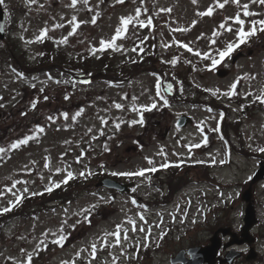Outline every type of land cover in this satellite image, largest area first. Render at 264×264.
Returning a JSON list of instances; mask_svg holds the SVG:
<instances>
[{
  "label": "rangeland",
  "instance_id": "1",
  "mask_svg": "<svg viewBox=\"0 0 264 264\" xmlns=\"http://www.w3.org/2000/svg\"><path fill=\"white\" fill-rule=\"evenodd\" d=\"M219 2L222 3L223 0ZM70 3L71 0H35V3H30L31 13L21 19L17 31L30 59L38 52L35 37L41 29L47 27L52 38L59 43L71 31L68 21L73 16L77 17V21H88L80 24L76 34L68 37V42L63 45L68 53L76 50L90 51L93 47L99 48L102 38L105 41L110 40L120 25V18L135 16L140 4L139 0H125L123 4L116 0H88L84 4L83 0H78L75 7H69ZM246 3L249 4V11L259 15L244 17L242 5ZM209 6L214 9L213 15H198ZM139 9L141 11V7ZM142 9H149V4ZM161 9L171 11L165 12ZM237 13L245 19L246 31L250 27L251 19H264V7L259 3L251 4L249 0H240L239 5L229 2L223 9L216 7V0H197L196 3L193 0H155L153 15L157 23L159 54L166 62L177 57L180 65L185 63V66L195 69L185 78L169 76L163 67H156L149 74L137 76L130 85L118 87L114 85L117 77L113 75H105L104 80L90 81L85 76L78 80V76L67 75L62 67L56 65L40 68L29 77H23L9 67L4 69L0 74V114H3L0 118L1 146L8 152V147L4 145L16 141L23 133L33 132L37 125L44 127L45 131L39 134L41 138H37V145L17 151L0 165V193H3L0 195V206L6 205L15 197L13 193L18 195L24 188L28 191H39L52 182L63 181L66 178L63 170L72 171L74 177H79L81 172L85 176L91 172L89 177H97L100 172L112 176V172H135L141 168H149L151 165L147 163L146 157L154 161L157 169L164 160H169L167 164H175L182 157L181 153L185 152L182 146L186 142L195 149L189 154L188 161L197 167L204 166L201 173L205 176L212 175L218 183L230 186L224 189L208 183H189L168 204L154 206L148 203L166 193L165 184L160 186L159 180L153 177L150 180L132 177L136 184L130 186L129 192L116 195L114 201L103 202V198L106 201L109 197V191L103 189V195L82 194L72 204L67 205V208L59 207L56 211L42 213L35 219L14 221L6 231L8 245L0 253V264H27V254L37 250V245L50 244L58 238L60 225L64 221H67L63 230L67 239L63 246L56 245L52 254L44 255V260H49L47 264H72L73 261L75 264H136L143 258L137 254V246L141 249L145 243L153 253L152 258H148L145 264H170L169 252L175 253L178 248L189 245L190 242L207 243L213 234L212 228H216V225L210 227L216 223L217 218L209 209L215 205L231 208V213L229 211L225 216L223 211L219 218H226L239 230L245 208V203L240 199V184L247 181L256 170L260 160L257 154L264 155V152L257 150L264 148V110L251 119H241L240 143L232 133L235 130L232 129L234 127L231 128L230 121L242 114L238 104L239 96L256 98L264 90V32L258 31L248 39V43L236 48L230 57H226L220 63L222 66L218 64L215 69L208 67L211 63L209 59H202L195 54L199 50L200 53L209 52L210 55H215V49H222L229 41L235 40V31L227 32L218 26ZM93 17H97L95 24L91 23ZM139 19L147 20L146 13H140ZM193 21H196L194 26ZM228 23L234 28L238 27L234 20H229ZM56 24L64 26L56 28ZM178 28L188 30L176 31ZM217 30L220 35L213 37V32ZM141 32L142 28L138 23L128 28L127 37L117 40V44H123V49L119 52L130 51V40ZM213 39L216 40L215 44H212ZM177 41L181 43L177 44ZM182 44H188L193 51H188ZM239 51L243 55L237 56L233 64L232 55ZM221 67L229 70L223 78L216 75V70ZM245 75L247 78L240 79L237 88L232 90L234 94L225 95L231 85ZM59 80L69 81L73 90L65 92L57 82ZM86 80L89 82L85 83ZM169 85L172 88L168 92ZM192 86L212 90L211 94L219 90L213 94L212 99L228 108L224 116L228 123L225 124L235 146H230L223 139L214 138L219 134L217 129L220 128L221 115L214 110L211 113L208 108H186L184 106L187 105L182 104L170 105L169 112L164 114L168 119L166 124L169 131L162 139L159 133L161 128L153 125L154 121L161 118L158 108L167 95L183 101V94L178 89L185 91L189 98L193 97L191 93L196 92L190 88ZM41 88L44 90L41 91ZM41 92L52 99L42 98L39 101L37 96ZM66 95L68 99H65ZM33 101H37L35 109L32 107ZM154 102L158 108L145 111L141 107L150 106ZM116 103L123 104L124 107L118 109L114 107ZM133 106L138 109L137 112L131 110ZM81 108L84 112L77 117L76 125L71 117ZM183 108L188 109L196 121L201 122L200 125L211 130L207 133V143L201 138V135L204 137L206 134L201 133L199 126H188L183 130L172 127L170 117L174 119V113ZM65 112L69 114L67 119L62 115ZM141 112L144 123L130 124V121L140 119ZM49 116L53 119L49 120ZM100 118L107 120V123H102ZM117 123H120L121 129H116ZM101 130L103 135L100 134ZM104 136L110 139L107 143L101 139H105ZM204 144L208 146L203 148ZM105 145L108 150H105ZM161 149L163 154H160ZM83 150L87 154L76 160L77 152ZM46 158L49 159L46 161ZM46 162L49 167L44 166ZM57 168L62 171L57 173ZM208 169L211 171L208 172ZM166 174L163 171L158 177L165 180ZM190 175L198 177L197 173ZM17 181L19 183H15ZM9 188H12L11 192L8 191ZM263 189L264 183L253 188L258 216L254 247L262 259L257 262V256L253 260H244L242 257L244 261H238L237 264H264V237L260 234V230L264 231ZM207 200L211 206L206 204ZM157 201L162 202L163 199ZM85 209H88L90 223L85 220ZM140 214L145 218L143 221ZM129 218L136 222V231H132L133 225L129 223ZM77 221L80 223L73 229L71 225ZM220 221L223 226L228 223L222 219ZM118 224L127 230L128 242L122 239L119 245H114L115 237L108 236V244L105 245V233L115 231ZM141 227L145 229L144 232L139 231ZM148 229L151 230L150 233ZM121 235H124L123 231ZM146 236L148 239H145ZM93 243L97 245L95 259L91 254ZM155 245L163 250L156 252L153 250ZM238 246L235 245V248L248 250L245 245ZM77 252L80 253L79 256L76 255ZM134 259L135 262H132Z\"/></svg>",
  "mask_w": 264,
  "mask_h": 264
},
{
  "label": "snow or ice",
  "instance_id": "2",
  "mask_svg": "<svg viewBox=\"0 0 264 264\" xmlns=\"http://www.w3.org/2000/svg\"><path fill=\"white\" fill-rule=\"evenodd\" d=\"M4 2H5V0H0V5H3ZM29 2L30 3H35V0H29ZM77 2H78V0H71V3L69 5V7H75ZM116 2L120 3V4H123L125 2V0H116ZM196 2H197V0H193V3H196ZM229 2H231L233 4H237V5L240 4V0H223L222 3H220L219 0H216V7L220 8V9H223L225 7V5L228 4ZM83 3L87 4L88 0H83ZM249 3H251V4L259 3L262 7H264V0H249ZM242 10H243V16L244 17H254L256 15H259L258 13H253L252 11H249V4L248 3L242 5ZM144 11H147V9H144ZM161 11L170 12L171 9H161ZM213 12H214L213 7L209 6L206 9V11L200 12V13H198V15H200V16H205V15L211 16V15H213ZM98 15L99 14H97V16ZM139 16H140V9L138 8V9H136L135 16L128 15V16L121 17L120 18V25L116 28L115 33L113 34L111 39L108 40V41H105L102 38L100 40L99 48L97 49L96 47H93L92 49H90V51L93 54H95L97 51H105V50H108V49H111L113 51H121L123 49V44H117V40L126 38V33L128 31V26L130 24H133L134 22L138 23L141 28L149 27V26L152 25L151 17L147 18V20H142V19H139ZM96 20H97V17H93L92 20H91V23L95 24ZM229 20H234L235 24L238 27L234 28L232 26V24L228 23ZM87 22L88 21H77V17L73 16L72 19L70 21H68L69 25L71 26V31L68 32L67 36L62 37L60 39L59 43L66 44L68 42V37L73 36V35L76 34L77 29L79 28L80 24L87 23ZM245 23H246V21H245V19L241 18L240 13H237L234 17L226 18V20L224 22H222L218 27L220 29H225V31H227V32L235 31L236 39L233 40V41H229L225 45V47L222 48V49H220V48L215 49V53H216L215 55H210L209 52L200 53L199 50H196L195 54L197 56H201L202 59H209L211 63H210V65L208 67H210V69H215L216 66L218 64H220L226 57H230L232 52L236 48L240 47L241 44H245L248 41L249 37L256 35L257 31L264 32V19H254V18L251 19L249 21L250 27H248L247 31L245 30ZM195 24H196V21H193V26ZM63 26H64L63 24L54 25V27H56V28H62ZM187 30L188 29H181V28L176 29V31H187ZM0 31H3V29L0 28ZM47 32H48L47 27L41 29L39 35L35 37V40L37 42H40L43 39L47 38ZM218 35H220L218 30L213 32V37H216ZM29 42H31V41H29ZM176 43L180 44L181 42L177 41ZM215 43H216V40L213 39L212 40V44H215ZM181 46H183L188 51H193V49L190 48L188 44H182ZM133 50H135V49H133ZM177 62H178V58L177 57H174L171 61H168V63H172V64H176ZM246 78H247V75H245V77H243V78H238V80L231 85L230 90L227 93H225V95H229V96L233 95L234 92L232 90L237 88V84L239 83L240 79H246ZM57 82H59V81H57ZM88 82L89 81H87V80L85 81V83H88ZM33 87H35V85H33ZM171 88H172V86L169 85L168 86L169 91H171ZM43 90L44 89L41 88V91H43ZM206 91H212V90L206 89ZM218 91H219L218 89L215 90L213 92V94L215 95L216 92H218ZM157 94L159 95V93H157ZM68 98L69 97L66 95L65 99H68ZM44 99L47 100L48 97L45 96ZM256 99L259 100L261 103H264V90L261 91V94L259 96H257ZM167 103H168V101L166 99H164V104L167 105ZM36 105H37V101H33V103H32L33 109L36 108ZM114 107H116L118 109H121V108L124 107V105L116 103V104H114ZM141 107L145 111H150V110L156 108L157 104L154 102L150 106H141ZM131 110L133 112H137L138 111V109L135 106H133L131 108ZM83 112H84V109H82V108L79 109L71 117V119L75 120L77 117L81 116ZM62 115L65 117V119H67L69 117V114L66 113V112L62 113ZM221 116H223V113H221ZM48 119L52 120L53 117L49 116ZM100 119H101L102 123H105V124L107 123V120H105L104 118H100ZM129 123L133 124V125L137 124V123L143 124L144 123V119H143L142 112L140 113V119L139 120H132ZM115 127H116V129H119L120 128V123H117L115 125ZM200 130L203 131V129H200ZM44 131H45L44 127H42L40 125H37L35 130L31 134L25 135V136H23V138L17 139L16 141L12 142L9 145V148L10 149H19L21 146L27 145L30 141L37 139L38 135L40 133H43ZM88 131L91 132V129H89ZM100 134L103 135V131L102 130H101ZM93 138L95 139V137H93ZM66 143H67V141H66ZM204 143H207L206 139L204 140ZM199 146L200 145H195V147H199ZM105 150H108L106 145H105ZM257 150L261 151V152H264V148H258ZM6 151H7V149H5L4 147H0V157H2L3 154L6 153ZM160 154H163V149H161V153ZM48 159L49 158H46V161ZM145 159H146L147 163L149 165H151V167H149V168H141V169H139L138 171H135V172H131V171H129V172H112L111 175L112 176H122V177H127V178L142 177V178H147V179L150 180V177H146L145 174L146 173H150V172H156L158 169H157L156 166H154V161L151 158L146 157ZM78 160H79V158H78ZM199 162L200 161H198V163ZM212 162L215 163V160H213ZM220 163H224V161H220ZM44 166L45 167H49V164L46 162ZM169 166L170 165L167 164V163H163V164L159 165L160 168H167ZM61 171H62L61 168H57L56 169L57 173H60ZM63 171L66 172V178L63 181H60V182H52V183H50V185L45 188V191L51 192L54 188H59L61 183H65L66 184L68 182V180L74 178V174H73L72 171H67V170H63ZM91 174H92L91 172H88V175H91ZM80 176H85V173L81 172ZM15 183H19V181L15 182ZM15 183H13L12 188L15 187ZM12 188H9L8 191L11 192ZM133 191H135V189H133ZM23 192H28V189L24 188ZM42 194L43 193H36V192L31 193V195H33V196L42 195ZM0 195H3V193H0ZM13 195L15 196V199L13 201L9 202V206L8 207L0 208V213L9 212V211L12 210L13 207L18 206L21 203V201L23 199V193H21L19 195L13 193ZM135 202L136 201L133 199V203H135ZM93 207H95V206H93ZM84 213H85V220L88 223H90L91 221L88 219V209H85ZM140 219L142 221L145 219L143 214H140ZM79 223H80V221H77L76 224H72L71 227L74 229L77 226V224H79ZM129 223L131 225H133L132 231H136L137 230L136 222L129 218ZM64 224H67V221H64ZM64 224L60 225V228H59V231H58V234H57L58 238L53 241V243L60 244L61 246H63V242L67 239V236L64 235V232H63ZM122 231L124 233L123 239L127 240L128 239L127 230L123 229V226L118 224L116 226V230L115 231H113L111 233H105L104 244L107 245L108 244L107 237L108 236H112V237H115L114 245H119L120 242H121L120 236H121V232ZM139 231L144 232L145 229L143 227H141V228H139ZM147 231L150 233L151 230L148 229ZM145 239H148V237L146 236ZM39 247H40V245H37V248H39ZM96 250H97V245L95 243H93L91 245V254H92L93 259H95ZM76 255L79 256L80 253L77 252ZM31 260H32V254L29 253V254H27V264H31ZM65 264H68V262H65ZM72 264H75V262L73 261Z\"/></svg>",
  "mask_w": 264,
  "mask_h": 264
},
{
  "label": "water",
  "instance_id": "3",
  "mask_svg": "<svg viewBox=\"0 0 264 264\" xmlns=\"http://www.w3.org/2000/svg\"><path fill=\"white\" fill-rule=\"evenodd\" d=\"M3 19H4V15H3V12H2L1 7H0V28H2ZM2 36H3L2 31H0V37H2ZM219 73L222 74L221 72H219ZM263 173H264V168L261 169V170L258 172L257 175L260 176V175H262ZM255 177H256V176H255ZM106 181H107V180H104L103 184H107ZM108 185H109V186H115L116 184H115V183H110V184H108ZM250 197H251L250 188H248L247 191H245V192L243 193L242 198L245 199V200H247V201H249V200H250ZM245 220H246V226H245V228H244V232H245L244 235H246V231H247V229L252 225V223H253V221H254V220H253V211H252V208H251V205H250V204H248V206H247ZM225 232H226V230H223V233H225ZM246 239L249 240L248 237H247ZM242 241H243V240H241V242H242ZM217 246H218V240L213 238V239H212V245L209 246V247L207 248V250H208L209 252L213 253V252L216 251Z\"/></svg>",
  "mask_w": 264,
  "mask_h": 264
},
{
  "label": "trees",
  "instance_id": "4",
  "mask_svg": "<svg viewBox=\"0 0 264 264\" xmlns=\"http://www.w3.org/2000/svg\"><path fill=\"white\" fill-rule=\"evenodd\" d=\"M20 51V48H19V45L17 42H13L12 45H9V46H4L1 51H0V65L4 62H6L8 60V58H12L16 55L17 52ZM57 195H64L66 197H68L70 194L68 191H64L62 193H59ZM56 195V196H57ZM44 197H41V198H35L32 200L31 203H34V202H38V201H41ZM25 209H26V206H25ZM13 212V211H12ZM25 212V211H24ZM9 215L11 214H7L4 218L7 219L9 217ZM23 216H25V214L23 213L22 214ZM3 241V236L0 234V243Z\"/></svg>",
  "mask_w": 264,
  "mask_h": 264
},
{
  "label": "flooded vegetation",
  "instance_id": "5",
  "mask_svg": "<svg viewBox=\"0 0 264 264\" xmlns=\"http://www.w3.org/2000/svg\"><path fill=\"white\" fill-rule=\"evenodd\" d=\"M216 264H218V263H216Z\"/></svg>",
  "mask_w": 264,
  "mask_h": 264
}]
</instances>
